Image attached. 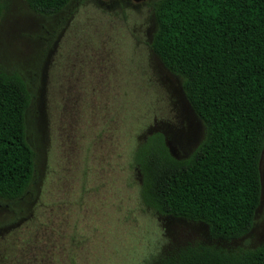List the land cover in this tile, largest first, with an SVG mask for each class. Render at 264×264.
Segmentation results:
<instances>
[{
	"label": "rangeland",
	"instance_id": "rangeland-1",
	"mask_svg": "<svg viewBox=\"0 0 264 264\" xmlns=\"http://www.w3.org/2000/svg\"><path fill=\"white\" fill-rule=\"evenodd\" d=\"M146 1L70 0L44 15L3 0L0 70L15 69L30 94L35 173L21 198H0V264H154L185 244L236 252L264 239V147L259 203L240 238H212L204 223L140 201L134 147L160 131L182 159L205 132L181 77L149 47Z\"/></svg>",
	"mask_w": 264,
	"mask_h": 264
},
{
	"label": "trees",
	"instance_id": "trees-1",
	"mask_svg": "<svg viewBox=\"0 0 264 264\" xmlns=\"http://www.w3.org/2000/svg\"><path fill=\"white\" fill-rule=\"evenodd\" d=\"M69 1L25 0L44 15ZM146 4L156 22L149 47L166 69L181 77L183 93L205 132L182 159L169 153L160 131L134 147L131 161L140 175V201L155 213L204 223L212 238H240L252 227L260 196L264 0ZM3 7L0 0V17ZM29 102L20 74L0 70V198L8 202L24 195L35 173V152L25 135ZM154 264H264V239L236 252L185 244Z\"/></svg>",
	"mask_w": 264,
	"mask_h": 264
},
{
	"label": "water",
	"instance_id": "water-1",
	"mask_svg": "<svg viewBox=\"0 0 264 264\" xmlns=\"http://www.w3.org/2000/svg\"><path fill=\"white\" fill-rule=\"evenodd\" d=\"M132 1L138 2V1H142V0H132Z\"/></svg>",
	"mask_w": 264,
	"mask_h": 264
}]
</instances>
